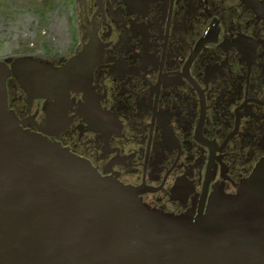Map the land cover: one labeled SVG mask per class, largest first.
<instances>
[{"label":"flooded vegetation","instance_id":"obj_1","mask_svg":"<svg viewBox=\"0 0 264 264\" xmlns=\"http://www.w3.org/2000/svg\"><path fill=\"white\" fill-rule=\"evenodd\" d=\"M23 56L80 78L53 108L10 76L26 127L154 207L264 175V0H0V60Z\"/></svg>","mask_w":264,"mask_h":264},{"label":"water","instance_id":"obj_2","mask_svg":"<svg viewBox=\"0 0 264 264\" xmlns=\"http://www.w3.org/2000/svg\"><path fill=\"white\" fill-rule=\"evenodd\" d=\"M68 64L0 60V264H264V175L218 189L205 210L150 205L137 188L26 127L9 100L56 107L79 83ZM54 104V105H53Z\"/></svg>","mask_w":264,"mask_h":264}]
</instances>
